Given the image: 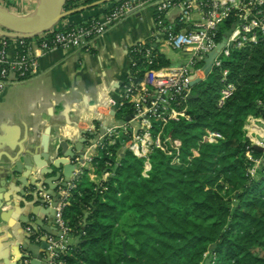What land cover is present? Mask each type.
Wrapping results in <instances>:
<instances>
[{
  "label": "trees",
  "instance_id": "trees-1",
  "mask_svg": "<svg viewBox=\"0 0 264 264\" xmlns=\"http://www.w3.org/2000/svg\"><path fill=\"white\" fill-rule=\"evenodd\" d=\"M77 1L66 0L64 9L75 10ZM153 52L158 66L171 64ZM223 66L231 95L218 105V69L194 84L189 119L154 126L162 143L147 175L130 151L117 166L107 167L114 157L104 152L94 157L97 172L111 174L99 189L83 176L70 190L63 213L76 241L56 264H264V166L248 173L244 130L249 115L264 118V43L233 50Z\"/></svg>",
  "mask_w": 264,
  "mask_h": 264
},
{
  "label": "built area",
  "instance_id": "built-area-1",
  "mask_svg": "<svg viewBox=\"0 0 264 264\" xmlns=\"http://www.w3.org/2000/svg\"><path fill=\"white\" fill-rule=\"evenodd\" d=\"M7 2L0 0V4ZM148 5L153 6L150 39L129 47L128 52H132V56H129L130 71L121 86L120 98L107 97L105 122L101 124L95 120L96 123L84 130L92 138L97 135L95 139L87 137L94 154L87 156L84 153L82 162L77 156L72 158L76 164L72 177L67 187L58 191L53 218L55 226L61 231L59 240L56 241L52 234L34 230L30 224L24 226L32 242L40 243L46 238L54 264L58 252L65 250L71 231L63 210L68 204L70 190L81 175L86 174L87 165L95 169L94 157L104 152L114 157L113 162L106 163L107 167L112 164L117 166L123 154L130 151L143 161L142 174L147 175L151 167V153L162 143L161 130L155 131L154 126L163 127L171 120L189 119L186 103L194 79L202 81L213 69H218L223 83L218 105L231 95L235 86L227 80L228 70L223 66V61L230 57L233 50L264 43V0H118L105 13L78 25L53 27L31 37L0 34L2 90L12 81H22L36 75L39 57L44 53L55 48L90 51L94 47V40L110 26L128 13ZM174 8L178 10L177 15L174 20H169L167 15ZM158 45L181 52L183 60L169 66H158L153 52ZM212 52L210 69L205 73L206 60ZM139 63L144 64L143 69L136 68L132 72L131 67ZM250 119L249 115L244 130L250 139L246 147V158L251 162L248 173L254 176L257 168L264 166V158H254L252 146L256 144L264 148V141L248 134L246 126L251 123ZM261 122L264 124V118ZM210 135L220 137L217 132ZM117 142L119 146L116 147ZM103 172L105 178L111 174L107 169ZM101 185L98 183L95 189ZM38 195L46 205H52L51 195L44 191L38 192ZM18 263L29 264L30 259L21 258Z\"/></svg>",
  "mask_w": 264,
  "mask_h": 264
},
{
  "label": "crops",
  "instance_id": "crops-1",
  "mask_svg": "<svg viewBox=\"0 0 264 264\" xmlns=\"http://www.w3.org/2000/svg\"><path fill=\"white\" fill-rule=\"evenodd\" d=\"M117 1L78 0L76 9H72L55 27L67 28L84 23L105 13ZM5 6L17 15L26 16L40 9V1L8 0ZM177 12V9H172L167 15L168 19L174 20ZM152 23V5L137 9L99 35L94 40L92 50L52 49L39 57L36 75L22 81H12L0 90V182H3L6 167L25 171L22 168L24 164L31 165V159L23 153L31 149L30 142L35 148L40 147L42 154L45 151L55 158L62 157V153H66L70 147L74 148V153H80V150L75 149L80 135L85 139L83 154H94L88 144L92 136H88L84 130L95 120L103 124L107 119L106 98H120L121 86L130 71L128 49L135 43L150 39ZM164 47L169 48L158 45L159 51L163 53ZM250 116L254 120L250 119L251 123L246 126L248 134L264 141L262 118ZM85 171L88 180L95 184L107 179L102 171L98 180L96 167L93 169L87 165ZM54 174L43 176L42 179ZM15 177L25 179L20 174ZM6 181L8 183L9 177ZM24 183H27L26 180ZM43 187L48 189L47 185ZM60 189L62 187L58 191ZM0 190L4 191L0 192V204L3 203L0 264H11L19 245L21 250L26 242L31 241L24 230L27 217L29 221H42L36 230L54 234L57 233V227L53 220L50 222L48 210H44L40 203L33 204L36 197H24L17 193L23 190L21 183L9 182Z\"/></svg>",
  "mask_w": 264,
  "mask_h": 264
},
{
  "label": "water",
  "instance_id": "water-1",
  "mask_svg": "<svg viewBox=\"0 0 264 264\" xmlns=\"http://www.w3.org/2000/svg\"><path fill=\"white\" fill-rule=\"evenodd\" d=\"M39 1L40 9L36 13L26 16L17 15L5 5L0 4V34L31 37L55 27L58 22L64 18L65 15L71 13L72 11L64 9L66 0ZM213 55L214 52L210 53L206 60L205 73H207L210 69V62ZM198 82H200L199 79H194L190 85L193 86ZM187 97L188 99H190L194 97V95H192V93H189ZM86 100L87 96H85V101ZM126 119H128V117ZM78 136L79 137H76L77 139H79V141L78 145L75 146V149L80 150V153H74V148L70 147V149H68L66 153H62V157L55 158L50 157L49 153L45 151L42 154L41 150L39 149L40 147L35 148V146H33V142H30L31 149L29 151L23 152L26 153L31 159V165L28 166L24 164V166L22 167L23 170L26 171V173H24L25 171H22L21 169H18L16 167L10 169L6 167L5 171H3V182H0V187H4L9 182L21 183L23 190H18L17 193L24 197H36L37 199L33 201V204L40 203L41 207L44 210L49 211L50 222H52V220L54 221V207L59 197L58 188L67 187V183L70 181L73 170L76 166V164L72 162V158L77 156L80 158V162L83 161V152L85 149L83 143L85 139L80 135ZM65 145L67 146L66 142ZM252 148L257 151H264V148L262 146L256 144H254ZM52 173L55 174L42 179L43 176H47L48 174ZM16 174H20L22 177L25 176L24 180H26L27 183H24L23 179L15 177ZM8 177L9 181L7 183L6 180H8ZM44 185H47L48 189L45 190L43 187ZM25 190L28 192H26ZM40 191H44L53 197L52 205L48 206L45 204V202L38 195V192ZM0 192L4 191L0 190ZM2 206L3 203L0 204V221L3 220ZM27 218L28 219L26 224H30L34 230H36V228L42 224V221L39 219L29 221V217ZM52 235L55 236L56 241H58L59 237L61 236V231L57 228V233H54ZM67 243H75L74 237H68ZM19 247L17 248V253L14 254V256H16L14 262L11 264H19L18 262L21 258H29V264H51V261L53 260V255L48 249V244L45 237L39 244L31 243V241H28L25 245L22 246L21 250L19 249ZM53 251L56 252L58 250L53 249ZM3 264L9 263L5 262Z\"/></svg>",
  "mask_w": 264,
  "mask_h": 264
},
{
  "label": "rangeland",
  "instance_id": "rangeland-1",
  "mask_svg": "<svg viewBox=\"0 0 264 264\" xmlns=\"http://www.w3.org/2000/svg\"><path fill=\"white\" fill-rule=\"evenodd\" d=\"M4 5H6V3H4ZM163 54H164V56L165 57H167L169 60H171V61H174V62H179V61H182L183 59H182V56H181V52H179V51H176V50H173L172 48H163ZM124 112V111H123ZM118 114H120V112L118 113ZM97 177H98V180L101 178V176H102V173H101V171H99V172H97ZM84 176V175H83ZM82 176V177H83ZM85 179H89L88 178V175H86L85 174V177H84ZM97 180V181H98ZM255 252L256 253H258V254H261V253H263L262 252V250L260 249V248H257L256 250H255Z\"/></svg>",
  "mask_w": 264,
  "mask_h": 264
}]
</instances>
